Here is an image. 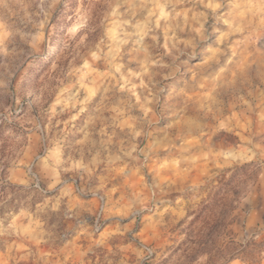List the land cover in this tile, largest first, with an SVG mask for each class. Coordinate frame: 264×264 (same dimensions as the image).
<instances>
[{
	"label": "clouds",
	"instance_id": "9594fccd",
	"mask_svg": "<svg viewBox=\"0 0 264 264\" xmlns=\"http://www.w3.org/2000/svg\"><path fill=\"white\" fill-rule=\"evenodd\" d=\"M0 264H264V0H0Z\"/></svg>",
	"mask_w": 264,
	"mask_h": 264
}]
</instances>
